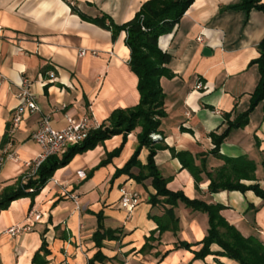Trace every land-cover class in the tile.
Returning <instances> with one entry per match:
<instances>
[{
	"label": "crops",
	"instance_id": "0c3cea01",
	"mask_svg": "<svg viewBox=\"0 0 264 264\" xmlns=\"http://www.w3.org/2000/svg\"><path fill=\"white\" fill-rule=\"evenodd\" d=\"M146 1L0 0V156L6 151L18 157L0 171L2 188L28 175L26 163L40 155L42 149L31 136L43 116L50 117L55 129L66 127V116L99 127L115 110L139 104L138 78L129 66L126 32H120L114 41L111 31L90 19L106 14L122 25L132 20ZM241 2L195 0L175 30L160 37L159 47L172 56L167 67L173 77L160 81L167 116L160 127L163 141L156 143L164 148L155 160L162 176L169 179L171 191L224 205L223 215L231 225L245 236L257 235L264 241L262 199L252 191L210 193L209 177L203 173L197 185L172 152H188L196 165L204 164L208 172L215 171L224 162L212 154L211 134H223L228 121H234L251 106L260 79L259 68L252 63L260 57L264 12L230 9ZM199 37L202 42H198ZM205 47L211 50L209 56L203 54ZM81 51L87 54L81 55ZM50 71L55 72V79L49 77ZM25 80L42 113L24 117L9 138L6 133L20 104ZM140 131L128 136L120 155L108 165L98 168L107 153L122 145V135L78 154L57 170L34 198L14 201L2 211L0 264H32L44 240L51 252L49 264H88L99 250L104 261L95 264H231L213 255L195 259V252L202 248L196 244L208 233V216L183 204L176 208L180 220L177 235L169 231L159 237L157 232L152 248L141 252L146 239L158 228L151 217L163 214L161 207L149 203L156 191L150 181L140 185L126 175L113 179L117 169L134 154ZM148 154L149 150L143 148L139 156L142 165L147 163ZM219 154L229 158L247 156L254 161L257 180L264 188L263 103L251 113L247 126L230 132ZM122 188L140 194V203L131 214L121 205ZM65 192L68 195L64 197ZM31 212L33 216L28 219ZM36 216H40L38 220ZM14 226L30 230L8 234ZM101 227L119 231V238L104 240L99 249L94 234ZM182 241L192 245L191 249H175ZM212 251L220 249L213 245Z\"/></svg>",
	"mask_w": 264,
	"mask_h": 264
},
{
	"label": "trees",
	"instance_id": "16d2710c",
	"mask_svg": "<svg viewBox=\"0 0 264 264\" xmlns=\"http://www.w3.org/2000/svg\"><path fill=\"white\" fill-rule=\"evenodd\" d=\"M194 2L195 0H148L132 20L122 25L116 24L106 14L90 19L101 28L111 31L114 41L120 32H126L125 42L130 49L129 66L138 78L139 104L133 108L115 110L106 123L92 128L81 144L70 147L61 158L58 156L47 158L34 176L27 180L21 178L15 184L2 188L0 191V214L7 210L14 201L27 197L34 198L46 186L54 173L67 166L78 154L94 150L105 141L122 135V145L111 153H107L106 159L100 162L98 168L108 165L113 158L120 155L128 136L137 129H141L137 135L138 146L134 154L123 168L117 169L113 176L114 179L126 175L140 185L150 181L156 191L155 194L150 195L149 203L153 207H161L163 214L151 217L157 223L158 228L146 239V244L141 252L144 253L152 248L151 243L157 240L155 238L157 232H159V237L169 231L177 235L180 220L176 215V208L179 204H183L188 209L202 212L208 216V233L200 244H196L202 245V248L195 252V259L204 260L213 255L227 258L236 264H264V241L259 236H245L234 225H231L223 215L226 209L224 205L208 204L197 199H190L183 192L171 191L168 188L169 179L162 176L156 164V155L159 150L164 148L156 143L163 141L160 127L162 119L167 116L166 95L160 81L163 77H173L172 71L167 67L172 61V56L159 47V39L175 30ZM230 9L243 10L248 13L252 10L264 12V4L261 3V0H242L239 5ZM74 11L76 10L74 9ZM259 49L260 57L253 61L252 65L258 66L260 79L251 96L250 108L234 121L229 120L228 128L223 134H211L214 144L212 154L223 160V166L213 172H208L204 164L201 167L196 165L195 159L190 153H176L174 150L172 152L180 159L183 168L190 172L197 185L203 180V173L209 177L211 182L208 190L210 193L228 191L245 194L252 191L264 202V188L257 180L256 163L247 156L229 158L219 154L220 147L230 132L247 126L251 113L259 104L263 103L264 109V40ZM152 134L161 135L162 140L153 141L150 138ZM143 148L149 150L145 165H142L139 160ZM243 181L253 182V184L246 185ZM117 233L119 231L104 230L101 227L94 234L97 248L101 249L102 243L106 239H118ZM213 245L218 246L220 251H212ZM191 246L182 241L176 244L175 249L190 250ZM50 254L48 243L44 240L41 248L35 253L32 264H49L47 258ZM96 261H104L100 250L91 263L95 264Z\"/></svg>",
	"mask_w": 264,
	"mask_h": 264
},
{
	"label": "built area",
	"instance_id": "2783aa9c",
	"mask_svg": "<svg viewBox=\"0 0 264 264\" xmlns=\"http://www.w3.org/2000/svg\"><path fill=\"white\" fill-rule=\"evenodd\" d=\"M1 29H0V38ZM198 42H202L203 38L199 37ZM81 55H86L87 51H81ZM93 54L96 55L95 52ZM50 78L55 79V72H48ZM20 104L13 112V117L10 123V126L7 131V135L9 138L13 137L17 129L19 128L21 122L24 117L28 115L41 114L42 109L38 105L35 95L31 91V85L25 80L22 83V92L20 94ZM66 127L64 129H55L51 125L50 117L43 116L39 122L38 129L32 134L31 139L37 145L41 147V153L32 162L26 163V167L29 169L28 175H26L23 179L27 180V178L34 176L41 166V164L51 156H62L67 150L72 147L81 144L88 136L89 131L92 128H96L92 126L87 120H76L70 116H66ZM152 140H162V136L159 134H152ZM18 157L14 153H7L6 151L0 156V171L3 166L8 161L16 162ZM2 190V186L0 185V191ZM64 197L68 194L65 192L62 194ZM75 200L76 197L72 196ZM140 203V194L135 191H129L125 188L121 189V205L122 207L131 214L137 208ZM33 216L31 212L28 216L30 219ZM40 216H36L38 220ZM30 230V227H19L14 226L8 229L7 233L11 235H17L21 231ZM91 264V263H88Z\"/></svg>",
	"mask_w": 264,
	"mask_h": 264
},
{
	"label": "water",
	"instance_id": "95a60500",
	"mask_svg": "<svg viewBox=\"0 0 264 264\" xmlns=\"http://www.w3.org/2000/svg\"><path fill=\"white\" fill-rule=\"evenodd\" d=\"M203 54H204L205 56H209V55L211 54V50H210L208 47H205V48L203 49Z\"/></svg>",
	"mask_w": 264,
	"mask_h": 264
},
{
	"label": "rangeland",
	"instance_id": "374dc122",
	"mask_svg": "<svg viewBox=\"0 0 264 264\" xmlns=\"http://www.w3.org/2000/svg\"><path fill=\"white\" fill-rule=\"evenodd\" d=\"M150 138H151V136H150ZM152 139V138H151ZM153 141H159V140H153ZM1 173V172H0ZM216 258H222V259H225V261H228L229 259H227V258H223V257H219V256H216ZM219 261V260H218ZM230 261V263L232 262L233 264H236L235 262H233V261H231V260H229ZM221 263V262H220ZM231 263V264H232ZM221 264H223V263H221Z\"/></svg>",
	"mask_w": 264,
	"mask_h": 264
}]
</instances>
